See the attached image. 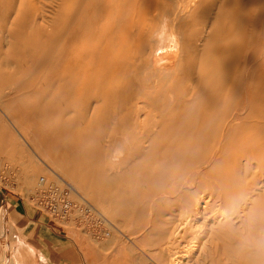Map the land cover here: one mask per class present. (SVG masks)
I'll return each mask as SVG.
<instances>
[{"label": "rangeland", "instance_id": "374dc122", "mask_svg": "<svg viewBox=\"0 0 264 264\" xmlns=\"http://www.w3.org/2000/svg\"><path fill=\"white\" fill-rule=\"evenodd\" d=\"M119 2L0 0V229L36 193L30 164L39 156L49 182L69 181L63 170L82 175L83 198L112 221L108 238L84 231L88 241L106 252L127 244L145 264L154 260L141 251L170 260L179 245L158 226L169 227L238 153L258 0H203L205 11L180 23L179 65L170 58L173 1ZM250 171L253 184L261 177ZM263 188L256 212H264ZM63 221L78 226L72 216ZM255 235L223 237L202 264H258Z\"/></svg>", "mask_w": 264, "mask_h": 264}, {"label": "bare ground", "instance_id": "6f19581e", "mask_svg": "<svg viewBox=\"0 0 264 264\" xmlns=\"http://www.w3.org/2000/svg\"><path fill=\"white\" fill-rule=\"evenodd\" d=\"M128 1L120 0L118 4L126 8L131 6ZM172 1L174 5L173 15H175L177 23L172 24L171 32L177 35V41L174 46V54L170 58L174 60L176 65H179L184 57L183 50L185 48L180 23L191 18L195 13L199 14L201 11H205L206 7L203 5V0ZM104 4L106 6L111 5L107 2ZM121 12L120 9V16L123 15ZM115 21L122 22V19ZM256 26L258 50L249 61L253 67L248 80L251 91V96L248 97L250 102L246 109H239L240 115L243 116L241 123H237L240 129L236 136L239 139L238 153L227 157L228 163L225 169L220 167L218 171H215L208 185L205 184L208 190H204L199 196H196L194 191L189 196L186 210L181 212L175 221L172 220V216L169 217L167 221L171 224L169 227L158 226V230L160 228L169 231L168 243L181 245V248L176 246L175 251L168 253L170 260L164 254H162L161 261L157 255L141 251L143 255L150 257L159 264H202L218 249L219 241H223V237L242 241L240 233L236 230L245 227L249 220V214L256 211V199L264 186V176H262L264 175V0H258ZM167 59L165 58V60ZM160 60L161 58L157 59L156 62H160ZM156 69L158 70V68ZM214 69L211 66V71ZM214 73L217 75V70ZM154 78H158L157 75ZM36 157L42 161L39 156ZM252 167L259 169L253 173L255 178H261L253 184H249L246 178H248ZM63 175L69 179L67 182L75 188L81 198L89 197L90 191L87 189V184L82 175H76L73 170H63ZM62 179L65 180V178ZM194 179L195 176L191 180ZM26 181L30 184L32 178L28 176ZM170 199L172 200V198ZM216 205L217 207H215ZM241 211H247L243 215L244 224L242 227L236 226L235 222L241 217L239 215ZM257 231H259L257 235L254 234V231L250 234V236L255 235L256 240L264 236V227L258 228ZM111 242L109 241L103 246H107ZM184 250L187 251V254L183 253ZM145 264L148 263L145 262ZM258 264H264V257Z\"/></svg>", "mask_w": 264, "mask_h": 264}, {"label": "crops", "instance_id": "0c3cea01", "mask_svg": "<svg viewBox=\"0 0 264 264\" xmlns=\"http://www.w3.org/2000/svg\"><path fill=\"white\" fill-rule=\"evenodd\" d=\"M28 203L0 229V264H143L141 255L128 253L127 244L106 252L94 247L81 227L49 216L31 200ZM111 241L108 247L115 240Z\"/></svg>", "mask_w": 264, "mask_h": 264}, {"label": "built area", "instance_id": "2783aa9c", "mask_svg": "<svg viewBox=\"0 0 264 264\" xmlns=\"http://www.w3.org/2000/svg\"><path fill=\"white\" fill-rule=\"evenodd\" d=\"M30 166L37 177V191L30 197L36 208L53 218L72 216L78 227L97 239L110 236L114 227L110 219L81 198L70 183L59 176L54 183L48 182L46 164L40 160H33Z\"/></svg>", "mask_w": 264, "mask_h": 264}, {"label": "clouds", "instance_id": "9594fccd", "mask_svg": "<svg viewBox=\"0 0 264 264\" xmlns=\"http://www.w3.org/2000/svg\"><path fill=\"white\" fill-rule=\"evenodd\" d=\"M264 227V212L254 211L246 224L245 227L236 230L240 233L242 241L245 243L248 241L250 234L256 231L258 228ZM255 249L257 256L264 257V236L255 242Z\"/></svg>", "mask_w": 264, "mask_h": 264}, {"label": "water", "instance_id": "95a60500", "mask_svg": "<svg viewBox=\"0 0 264 264\" xmlns=\"http://www.w3.org/2000/svg\"><path fill=\"white\" fill-rule=\"evenodd\" d=\"M0 194H1V191H0Z\"/></svg>", "mask_w": 264, "mask_h": 264}]
</instances>
